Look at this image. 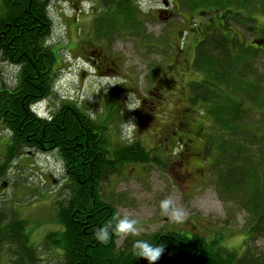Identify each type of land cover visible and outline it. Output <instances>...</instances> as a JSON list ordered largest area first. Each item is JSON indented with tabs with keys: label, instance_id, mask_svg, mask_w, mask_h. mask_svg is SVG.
Returning <instances> with one entry per match:
<instances>
[{
	"label": "trees",
	"instance_id": "16d2710c",
	"mask_svg": "<svg viewBox=\"0 0 264 264\" xmlns=\"http://www.w3.org/2000/svg\"><path fill=\"white\" fill-rule=\"evenodd\" d=\"M51 1L0 0V58L18 67L10 81L0 70V123L10 132L0 154V179L23 151L56 150L69 191L57 199L61 229L48 232L39 246L30 239L27 221L0 202V264H42L45 254L53 264H148L131 250L137 239L164 246L154 264H264V254L251 244L253 234L264 240V71L255 66L264 53V27L256 22L264 16V0H174L186 11L218 15V21L235 17L232 28L211 30L197 40L190 67L201 77L191 78L188 86L200 114L211 119L204 143L206 157L211 156L207 164L213 165L224 191L246 190L238 197L249 215L241 256L223 246L220 230L211 239L181 230L130 235L121 247L116 244L119 235L106 245L94 240V229L115 223L117 214L101 197L102 182L126 162L142 163L153 156L139 140L110 145L107 119H95L77 102H59L50 119L36 113V101L61 91L56 87L61 47L50 43ZM93 6L92 31L106 49L121 36L145 30L147 18L136 0H93ZM258 34L263 43L245 44L248 35Z\"/></svg>",
	"mask_w": 264,
	"mask_h": 264
},
{
	"label": "rangeland",
	"instance_id": "374dc122",
	"mask_svg": "<svg viewBox=\"0 0 264 264\" xmlns=\"http://www.w3.org/2000/svg\"><path fill=\"white\" fill-rule=\"evenodd\" d=\"M136 2L147 18L143 22L144 34L121 36L107 47V51L119 55L117 61L123 72L121 78H111L106 76V72L98 74L89 67L88 58L92 56L94 47L88 44L84 48L91 29L93 0L51 1L53 28L50 43L61 47L56 81L61 94L54 91L47 102L55 107L63 101L77 102L88 108L95 119H107L110 145L137 138L150 151L153 158L142 163L126 162L102 182L100 189L102 199L112 204L117 213L128 214L138 221L139 235H152L170 229L189 234L201 233L211 239L215 231L220 230L224 234L223 246L232 247L241 256L246 247L244 237L249 215L240 207L238 197H243L246 190L224 191L216 179L213 165L207 164L211 156L206 157L205 149L197 163L201 174H198L199 170L193 177H181L187 162L183 166L179 163L178 151L170 154L165 147H152L157 131L175 119L181 105H186L175 98L180 87V91H189L186 83L182 85L181 77L184 80L201 77L190 67V57L187 58L185 53L194 51L195 43L207 30V22L217 21L218 15L208 17L204 12L186 11L174 0ZM95 6L98 7L97 4ZM165 6H168L169 15L166 9L162 10ZM256 22L264 27V16L259 15ZM249 36L247 40L250 41L252 36ZM156 46L163 48L160 50ZM261 54L255 66L264 71V53ZM172 62L177 65L172 71L176 77L170 78L178 87L172 90L173 93H168V101L159 103L151 95L152 85L164 67ZM184 65L188 68L181 76ZM0 70L3 73L1 77L6 81L11 80L10 74L14 77L18 75V67L1 58ZM199 109L198 105L191 108L190 120L201 123L206 134L211 119L200 114ZM180 135L179 132L173 136V150L178 147L177 138ZM9 136L10 132L0 123V154L5 153ZM195 140L198 142L199 139ZM7 171V177L0 179V202L11 205L27 221L26 230L30 239L37 244L35 246H39L48 232L61 229L56 222L57 199H64L63 194L69 191L65 188L67 176L61 157L56 150L27 149L14 158ZM3 182H6L5 186H1ZM167 196H172L176 206L184 210L182 221L161 216L159 201ZM260 236L253 234L251 244L257 253L264 254V240ZM124 240L119 236L117 246L121 247ZM39 250H42L41 247ZM52 251L50 254H55ZM44 257L47 261L42 264H53L48 254Z\"/></svg>",
	"mask_w": 264,
	"mask_h": 264
},
{
	"label": "flooded vegetation",
	"instance_id": "af4514ba",
	"mask_svg": "<svg viewBox=\"0 0 264 264\" xmlns=\"http://www.w3.org/2000/svg\"><path fill=\"white\" fill-rule=\"evenodd\" d=\"M167 7L168 6L162 7V10L166 9V11L168 12ZM169 12H168V15H169ZM91 17H92V23L90 25L91 30H90L89 36L86 38L84 42V48H86L88 44H91L94 47L93 49L91 48L92 56H89L88 58V65L90 68H93L95 72H98V74L106 72L107 73L106 76H111V78L112 77L121 78L120 74L123 72L121 70L120 63L117 61V59L119 58V55L118 54L115 55L114 53L107 51L109 49L104 48L102 44L100 43V41L94 36L93 31H92L93 30L92 27L94 24V19H93L94 16L92 15ZM230 18L231 19H228V18L220 19L219 18V21L217 20L212 23L207 22V30L203 32L202 35L204 36L206 33H208L211 30L212 31L218 30L217 28H219L220 30L232 28L233 24L231 22L233 18L235 19V17L231 16ZM251 29H253V27ZM259 36L261 35L258 34V36L255 35L254 37L250 36L251 37L250 41L247 40L246 38L244 42L245 44H249L250 46H253L254 44H257L255 43L256 40L263 41L261 39H258ZM189 55L190 54L185 53V56L187 58L189 57ZM182 56H183V59H186L184 55ZM176 66H177L176 63L172 62L168 64V66L164 67V71H162L161 75L157 77L154 84L152 85L151 95L155 96L159 103H164L168 101V98H169L168 93L170 92L173 93L174 91L172 90L178 87V85L173 83L172 78H170L171 76L176 77L175 73L172 72V71H175ZM187 68H188L187 65L183 66L182 73L180 74L181 76L184 75L185 70ZM101 78H105V77H101ZM181 79H182V85L183 83L184 84L186 83L185 85L188 87V90H189L188 83H189V80L191 79L184 80L183 77H181ZM179 82L180 81H178V83ZM180 88L178 91H176L177 92L176 97H175L176 101H183L186 105H181V108L179 112L177 113L175 119L171 120V122L168 123L165 127L157 131L154 137L155 144L152 147L154 149L159 146L163 148L165 147V149H167L169 153L171 154L174 151L172 149V144L174 143L173 136L180 132L182 137L180 140V147H179L177 160L179 161V163H182V166H183V163L187 162V164H185V167L183 169L184 173L181 174V177H184L185 175L193 177V175L197 173V171L199 170L200 171L198 172V174H201V169L198 168L197 163L199 162V159H202L203 157V150H204V145H205L204 139L206 140V136L209 131H207V133L205 134V130L201 123H192V121L190 120L189 114H190L191 108L197 104H194L192 102V92L191 91H180ZM152 103H154V101ZM152 109H153V106L151 107L150 111H152ZM147 114L149 115V113ZM179 137H178L177 142L179 141ZM195 139H199L198 142H196ZM192 146L197 147L196 150L193 149Z\"/></svg>",
	"mask_w": 264,
	"mask_h": 264
},
{
	"label": "clouds",
	"instance_id": "9594fccd",
	"mask_svg": "<svg viewBox=\"0 0 264 264\" xmlns=\"http://www.w3.org/2000/svg\"><path fill=\"white\" fill-rule=\"evenodd\" d=\"M159 210L162 217H167L176 222L182 221L185 215L184 210L176 206L172 196H167L159 201ZM113 220L115 223L109 221L107 225L94 229L93 238L97 243L106 245L113 235H119L121 238L139 235L138 221L130 215L117 213ZM131 250L138 258H145L148 264H154L163 253L164 246L161 244L153 245L147 240L137 239L133 241Z\"/></svg>",
	"mask_w": 264,
	"mask_h": 264
}]
</instances>
